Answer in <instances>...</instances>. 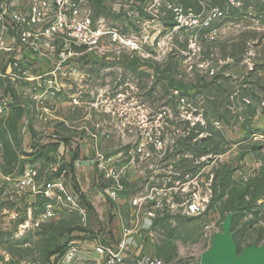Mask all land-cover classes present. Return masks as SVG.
I'll return each instance as SVG.
<instances>
[{
  "label": "rangeland",
  "instance_id": "374dc122",
  "mask_svg": "<svg viewBox=\"0 0 264 264\" xmlns=\"http://www.w3.org/2000/svg\"><path fill=\"white\" fill-rule=\"evenodd\" d=\"M77 1L79 17L118 27L137 45L85 52L71 73L42 82L4 77L0 55V264H51L47 252L71 242L74 260L65 259L66 249L53 264H139L133 253L111 262L95 250L127 232L148 242L143 255L199 264L229 214L239 251L262 244L264 144L253 135L264 133L257 117L264 100V0H148L121 13L104 0ZM190 13L208 17L210 27L190 26ZM63 138L85 161L111 156L122 189L110 199L112 182L94 165L95 214L59 203L57 216L36 227L47 196L20 188L17 178L33 166L39 184L50 179L49 166L69 150ZM138 146L150 155L137 156ZM67 179L73 183L70 172ZM170 183L175 199L187 200L195 190L211 194L205 211H158L145 231L130 199Z\"/></svg>",
  "mask_w": 264,
  "mask_h": 264
},
{
  "label": "built area",
  "instance_id": "2783aa9c",
  "mask_svg": "<svg viewBox=\"0 0 264 264\" xmlns=\"http://www.w3.org/2000/svg\"><path fill=\"white\" fill-rule=\"evenodd\" d=\"M104 1L114 6V10L118 13L128 11V5H141L148 2V0ZM79 4L77 0H0V55L5 67L2 75L12 80L42 82L47 77H56L63 70L71 73L78 57L85 52L104 54L112 49L120 52L137 45L135 38H131L118 27L107 25L100 20L95 22L90 16L79 17ZM182 19L179 20L180 23H183ZM188 21L194 28L210 27L209 18L202 17L201 14L190 13ZM38 63L43 66L34 73L31 69L38 67L36 65ZM260 108L264 110V100ZM100 126L97 123V128ZM156 136L160 139L158 143L162 145L163 138L160 135ZM253 137L264 144V133L254 134ZM72 149L76 151L73 145ZM148 150L144 146H138L136 155L148 156L150 155ZM62 163L63 161L59 160L49 166L50 174L59 173V175L42 184L38 183L40 173L33 166L25 168L17 178L20 188L50 198L33 221L36 227L57 216L59 203H64L72 210L86 213V209L79 203L80 193L67 179L69 167L63 166ZM93 165L107 181L112 182V185L106 187V192L110 199L117 200L119 191L122 189L121 171L113 158L97 153V161H93ZM179 184L182 183L179 182ZM173 186V184L159 188L152 186L144 194L132 196L130 199L132 206L138 214L142 212L140 214L142 229L152 230L154 220L159 215L158 211L168 210L173 216L180 213L197 216L205 211L211 194L203 197L195 190L190 197L186 198L187 200H180L179 197L175 199V195L171 192ZM55 199L58 201L55 202ZM132 247L138 249L140 243L135 239V234L127 232L119 243L98 244L95 245V250L98 254L107 256L111 262H115L123 261L130 256ZM77 252V247L71 242L64 257L67 261H72ZM135 258L139 264H166L162 258L155 255L135 254Z\"/></svg>",
  "mask_w": 264,
  "mask_h": 264
},
{
  "label": "water",
  "instance_id": "95a60500",
  "mask_svg": "<svg viewBox=\"0 0 264 264\" xmlns=\"http://www.w3.org/2000/svg\"><path fill=\"white\" fill-rule=\"evenodd\" d=\"M199 264H264V242L252 244L239 251L232 232V214H229L211 241V247L203 252Z\"/></svg>",
  "mask_w": 264,
  "mask_h": 264
},
{
  "label": "crops",
  "instance_id": "0c3cea01",
  "mask_svg": "<svg viewBox=\"0 0 264 264\" xmlns=\"http://www.w3.org/2000/svg\"><path fill=\"white\" fill-rule=\"evenodd\" d=\"M38 67L37 68V71H38V68H40V66H43V64L41 63H38L36 64ZM34 72V73H37ZM256 116V115H255ZM257 117L258 118H261V121L259 122V125L261 126L262 129H264V110H258L257 111ZM67 147H69V150L72 149V145L71 144H66ZM65 153H63V151H60L62 154H65L66 158L62 157V161L63 162H67V163H72V156L73 154L78 151L79 153V150H72L74 152H69L68 149L65 148ZM262 150L264 151V145L262 147ZM70 153V156L68 155ZM247 154V153H246ZM247 157L249 156V153L246 155ZM84 158V154L82 153H79L78 154V157L76 160H74L73 162V165H74V176H75V181L77 182V184L79 185L81 191L87 195L88 199L90 200L89 196L91 195V191H92V179H93V174H94V165H93V161H88V160H83ZM61 159V157L59 158ZM250 160H252V158H249ZM74 181V180H73ZM95 193V192H93ZM91 201V200H90ZM93 203V202H92ZM119 234L121 236H123L122 234V231H119ZM134 236V235H133ZM135 239L138 240V242L140 243V247L138 249H134L133 247V250L131 253H133L134 255L135 254H140V255H143V251L145 250L146 251V248L148 246V242H144V238L141 236H138V235H135ZM146 247V248H145ZM142 252V253H140Z\"/></svg>",
  "mask_w": 264,
  "mask_h": 264
},
{
  "label": "trees",
  "instance_id": "16d2710c",
  "mask_svg": "<svg viewBox=\"0 0 264 264\" xmlns=\"http://www.w3.org/2000/svg\"><path fill=\"white\" fill-rule=\"evenodd\" d=\"M10 91H11V90H9V88H8V92H10ZM155 133H157V132H155ZM156 135H160L161 137H163V134H162L161 132H160L159 134H156ZM214 137L217 138L218 135H214ZM190 138H192V137L187 138V139H186V142L189 141ZM63 139H64V141L66 142V144H69V142H68L69 140H68L67 138H63ZM187 145H188V144H187ZM190 147H191V146H188V148H187L188 151H191ZM151 150H152V149H151ZM205 152H207L205 149H202V150H201V153H205ZM78 154H79L78 151H76V152L73 154V156H72V163L63 162L62 165H63V166H68V167H69L70 175H72V180H74V181H73V186H74L75 190H76L78 193H80V200H79L80 205L86 209V212H88L90 215H92V214H95V207H94V205L92 204V202L88 199L87 195L84 194V193L81 191L79 185H78L77 182L75 181V176H74V165H73V162H74V160L77 159ZM62 160H63V159H62ZM195 169H196V168H195ZM195 169H192V171H195ZM56 175H59V173H58V174H50V179H48L47 181L54 179V178L56 177ZM219 175H220V174H219ZM222 176H223V177H222ZM222 176H221V180L224 182V181L228 178V176H226V175H225V176L222 175ZM47 181H46V182H47ZM170 185H171V183H170ZM40 195H42V194H40ZM42 196L45 197V195H42ZM47 201H50V198H49V197H46V198L44 199V201H43V203H42V207L44 206V204H45ZM112 206H114V204H113ZM232 208H233V207H232ZM38 213H39V212H38ZM97 222H98V220H97ZM98 223H99V222H98ZM98 223H97V224H98ZM76 229L79 230V231L85 232V233L88 234V235H94L95 232H96V229H95L94 227L86 228V227L79 226V227H77ZM116 243H117V242H115V243H114V242H109V243H107V244H116ZM66 249H67V245H66V244H62V245H57L56 248H54V249H52V250H49V251L47 252V255H46V258H47V260L49 261V263L53 264L54 262H52V258H53V261H54V259H56L59 255L64 254V252L66 251ZM183 264H188V263H184V262H183Z\"/></svg>",
  "mask_w": 264,
  "mask_h": 264
}]
</instances>
